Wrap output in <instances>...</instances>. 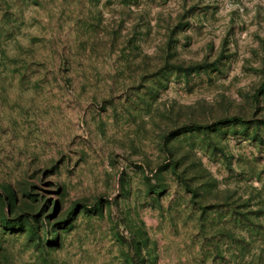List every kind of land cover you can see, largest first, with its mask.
<instances>
[{
	"label": "rangeland",
	"instance_id": "1",
	"mask_svg": "<svg viewBox=\"0 0 264 264\" xmlns=\"http://www.w3.org/2000/svg\"><path fill=\"white\" fill-rule=\"evenodd\" d=\"M0 264H264V0H0Z\"/></svg>",
	"mask_w": 264,
	"mask_h": 264
}]
</instances>
